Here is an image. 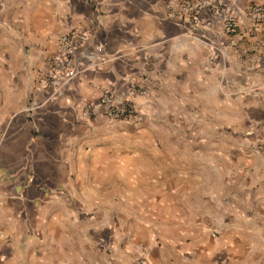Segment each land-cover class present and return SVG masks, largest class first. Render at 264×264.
I'll list each match as a JSON object with an SVG mask.
<instances>
[{"label": "crops", "instance_id": "obj_1", "mask_svg": "<svg viewBox=\"0 0 264 264\" xmlns=\"http://www.w3.org/2000/svg\"><path fill=\"white\" fill-rule=\"evenodd\" d=\"M222 2L238 35L212 15L197 26L167 0H0V264H75L78 247L119 222L108 217L115 191L138 209L133 221L145 213L193 238L213 264H264V31L248 16L264 0ZM72 29L89 34L76 55L84 72L51 94L43 76ZM211 44L222 55L208 66ZM134 83L149 90L135 100L144 122L79 120L104 90Z\"/></svg>", "mask_w": 264, "mask_h": 264}, {"label": "built area", "instance_id": "obj_2", "mask_svg": "<svg viewBox=\"0 0 264 264\" xmlns=\"http://www.w3.org/2000/svg\"><path fill=\"white\" fill-rule=\"evenodd\" d=\"M172 12L186 17L197 26L208 24L209 15L216 16L229 35L240 33L238 15L235 10L223 4L222 0H167ZM251 21V30L254 33L264 31V5L253 4L248 9ZM88 32L72 29L62 34L56 48L50 56L48 67L44 73V85L51 94L62 92L65 86L84 72L83 65L76 59L77 51L85 44ZM261 55L264 59V33L259 39ZM103 46L98 44L88 54L89 59L101 58ZM222 55L218 45L211 44L207 56L208 66H213ZM147 87L140 84H131L125 94H116L111 90H104L98 100L88 102L79 113V120L89 123L97 117H103L111 122L126 121L140 124L147 119L136 103L137 96L148 95Z\"/></svg>", "mask_w": 264, "mask_h": 264}, {"label": "rangeland", "instance_id": "obj_3", "mask_svg": "<svg viewBox=\"0 0 264 264\" xmlns=\"http://www.w3.org/2000/svg\"><path fill=\"white\" fill-rule=\"evenodd\" d=\"M126 123L135 125L129 122ZM173 135L176 139V137H185L187 134L177 131ZM170 151L177 152L181 156L187 150L179 148L178 150L173 149ZM205 151L211 152L212 150L207 149ZM190 152L191 154L197 153L198 150L196 147H193ZM89 184L88 181L84 182V185ZM103 199L107 201V197L104 196ZM109 199H111V206L112 204H117L116 202L119 203L118 206L115 205L116 207L108 213V217L119 222L109 230L110 233L107 234L104 241L95 240L91 246L87 243L85 251L78 247V260L75 264L83 263L81 260L84 258V255L86 257L91 255L92 257L86 261L96 262L95 264H213V261H210V258L207 257V253L198 248L193 238H189L185 242L184 240H180L182 239L181 237H176L173 234L174 230L167 228L164 223L153 224L154 222L150 221V216L145 213L140 214L142 221H133V218L137 215L139 216L138 209L133 208L131 205H121V196L116 191L111 197L109 196ZM79 200H82L84 202L82 204H85L86 201H91V198L88 195L81 194ZM83 209V206L79 207V210ZM80 215L85 217L86 214ZM102 216H100V219H103ZM118 217L121 220H118ZM80 226L85 230L89 226V223L86 225V221L82 219L79 222ZM193 231L195 230H191L190 236L194 233ZM205 231H208V229L206 228ZM217 235L218 233L215 231L212 234L213 237ZM84 239H87L88 242V238L81 237L79 245L80 242L82 245L86 242ZM183 242L190 243L189 248L183 245ZM101 255L105 258L104 262H101Z\"/></svg>", "mask_w": 264, "mask_h": 264}]
</instances>
